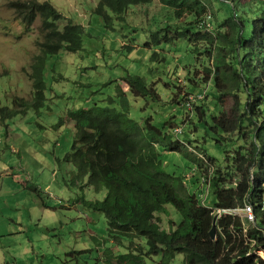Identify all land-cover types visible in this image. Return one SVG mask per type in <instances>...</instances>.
Returning <instances> with one entry per match:
<instances>
[{
  "label": "rangeland",
  "instance_id": "obj_1",
  "mask_svg": "<svg viewBox=\"0 0 264 264\" xmlns=\"http://www.w3.org/2000/svg\"><path fill=\"white\" fill-rule=\"evenodd\" d=\"M11 1L27 0H0V109L20 111L19 100L33 103L31 75L36 58L41 56L38 43L43 37L41 19L28 31L8 7ZM29 1L49 3L63 17L61 29L73 23L82 26L86 35L82 51H63L45 59L43 106L29 107L13 118L7 112L0 114V264H110L112 251L116 256L128 252L130 240L122 238L119 245L112 244L104 214L81 203L103 201L106 191L94 192L88 178L78 181L75 168L65 160L77 134V125L69 115L88 111L93 105L112 108L109 101L118 97L119 86L127 93L123 80L128 76L156 84L160 96L157 103L128 96L135 122L141 124L152 115L154 124L172 122L174 143L178 142L176 129L183 130L181 141H196L194 147H186L194 157L167 152L164 147L158 152L168 173L187 177L185 194L192 198L193 211L199 214L214 209V192L209 189L204 200L207 188L195 184L192 174L203 179L201 172L224 168L226 153L234 149L229 144L215 145L211 135L207 136L208 128L196 121V114L188 121L184 93L205 90L201 79L206 63H201L204 58L195 61L186 41L173 44L172 35L168 42L165 31L177 25L174 12L155 2L133 7L125 22L113 19V26L106 27L95 14L100 0ZM199 1L208 6L211 18L223 21L225 8L217 0ZM186 65L192 67L188 78L187 70H181ZM188 79H194L196 85L189 86ZM175 85L184 99L173 107L170 100ZM207 91V99L199 107L210 113L208 117L218 116L212 85L208 84ZM186 149L181 146L180 151ZM193 158L199 165L204 162L196 173L190 171ZM256 176L257 181L264 180L259 170ZM174 186L172 183L170 189ZM242 204L243 199L236 206ZM182 220L175 207L168 205L166 214H159L156 221L168 231L175 228H170L171 222L177 226ZM183 260L184 255L178 254L172 264H183ZM146 264H161V257L147 259Z\"/></svg>",
  "mask_w": 264,
  "mask_h": 264
},
{
  "label": "trees",
  "instance_id": "obj_2",
  "mask_svg": "<svg viewBox=\"0 0 264 264\" xmlns=\"http://www.w3.org/2000/svg\"><path fill=\"white\" fill-rule=\"evenodd\" d=\"M217 1L226 14L221 22L211 18V32L202 27L210 13L208 6L199 0H100L95 14L110 27L113 19L125 22L133 7L158 2L174 12L177 25L165 31L170 37L168 42L173 35V44L188 43V51L196 62L204 58L201 63L206 65H202L201 82L204 87L212 85L213 98L220 110L218 116L208 117L210 113L198 104L194 113L196 121L208 128L207 136L211 135L215 145L229 144L234 149L226 153L224 168L214 169L212 173L201 172L210 178V189L217 197L214 209H225L235 207L248 193L259 199L264 191L261 185L264 180L257 181L256 176V170L264 174V0ZM8 7L28 31L41 19L43 37L38 43L41 56L36 58L31 75L33 103L28 105L19 100L20 111L0 109L1 115L7 112L13 118L24 114L29 107L43 106L45 59L63 51H82L86 33L82 26L73 23L61 29L59 23L63 17L49 3L11 1ZM190 68L191 65H186L181 69L187 70V78ZM123 82L127 93L119 86L118 97L109 101L112 108L93 105L88 111L69 115L77 125V134L72 153L65 159L75 168L78 181L88 178V186L94 192L106 191L103 201L81 203L104 214L112 244L119 245L122 238L130 240L128 252L116 256L112 251L108 262L146 264L147 259L160 256L161 264H172L178 254H183V264H264L261 259L246 256L248 240L255 239L264 248V213L261 221L249 228L246 237L239 219L223 216L216 223L213 240L210 231L214 209H205L199 214L193 211L192 198L185 194L187 177L176 178L168 173L158 152L159 147H164L167 152L191 156L186 147H194L196 141L183 142L178 138L174 143L172 122L154 124L152 115L141 124L135 122L130 116L128 96L153 103L160 96L156 84H148L141 77L128 76ZM188 83L192 87L196 85L194 79H188ZM174 88L176 91L170 100L173 107L184 99L181 90L176 85ZM15 102L13 105L17 106ZM180 145L187 151H180ZM190 162L194 167H190L191 173L204 166L203 161L199 165L194 158ZM252 170L255 175L251 180ZM192 177L201 187L200 177L193 174ZM172 183L175 186L170 189ZM168 205L174 206L183 220L177 226L171 222L170 228H175L167 231L156 220L159 214H166ZM232 226V231L220 235V228L229 230Z\"/></svg>",
  "mask_w": 264,
  "mask_h": 264
},
{
  "label": "built area",
  "instance_id": "obj_3",
  "mask_svg": "<svg viewBox=\"0 0 264 264\" xmlns=\"http://www.w3.org/2000/svg\"><path fill=\"white\" fill-rule=\"evenodd\" d=\"M211 20V15L209 14L206 17V22L202 25L204 30H207L208 32H211V25L209 24V21ZM205 90L200 91L198 94L191 95L187 97L186 101L184 102V109L187 111L188 114H190L188 121L192 120L194 113H195V107L196 105L204 102L207 99L208 95V85L204 87ZM183 134L182 129H176L174 131V135L177 136V138ZM213 171H211L212 173ZM250 175L251 180L253 179L255 172L252 171ZM200 182L202 185V188H207V194L204 197V200H206L209 189H210V178H207L205 175L203 176V179L200 178ZM237 186V184H235ZM264 190V185H263ZM252 194H246L243 198V204L238 205L236 207L232 208H225V209H214L215 213L218 215L217 221H219L223 216L231 217L233 220L239 219L242 224V234L244 237L247 236L248 230L251 226H256V224L261 221L264 213V191L261 194V197L258 198H252ZM257 202V204L255 203ZM234 228L233 226L228 229H219L220 235L224 236L226 231H232ZM248 246L246 256L247 257H255L257 260L261 259L264 261V248L260 247L259 244L256 242L255 239L248 240ZM235 255V254H233Z\"/></svg>",
  "mask_w": 264,
  "mask_h": 264
},
{
  "label": "water",
  "instance_id": "obj_4",
  "mask_svg": "<svg viewBox=\"0 0 264 264\" xmlns=\"http://www.w3.org/2000/svg\"><path fill=\"white\" fill-rule=\"evenodd\" d=\"M217 216H214L213 218V226L210 231L211 238L214 240L216 238V223H217Z\"/></svg>",
  "mask_w": 264,
  "mask_h": 264
},
{
  "label": "clouds",
  "instance_id": "obj_5",
  "mask_svg": "<svg viewBox=\"0 0 264 264\" xmlns=\"http://www.w3.org/2000/svg\"><path fill=\"white\" fill-rule=\"evenodd\" d=\"M178 138H179V137H178ZM178 138H177V139H178Z\"/></svg>",
  "mask_w": 264,
  "mask_h": 264
}]
</instances>
